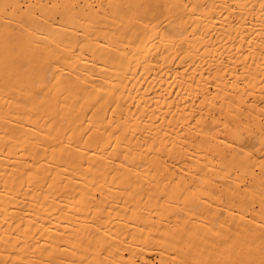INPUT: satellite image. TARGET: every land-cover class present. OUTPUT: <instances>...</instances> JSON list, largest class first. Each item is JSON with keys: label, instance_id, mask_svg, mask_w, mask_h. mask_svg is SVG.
Wrapping results in <instances>:
<instances>
[{"label": "bare ground", "instance_id": "obj_1", "mask_svg": "<svg viewBox=\"0 0 264 264\" xmlns=\"http://www.w3.org/2000/svg\"><path fill=\"white\" fill-rule=\"evenodd\" d=\"M0 264H264V0H0Z\"/></svg>", "mask_w": 264, "mask_h": 264}]
</instances>
